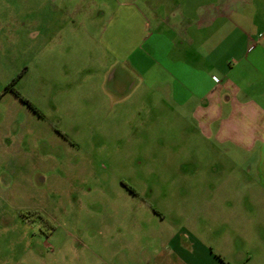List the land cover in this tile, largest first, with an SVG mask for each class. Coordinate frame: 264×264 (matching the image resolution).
<instances>
[{"label": "rangeland", "instance_id": "rangeland-1", "mask_svg": "<svg viewBox=\"0 0 264 264\" xmlns=\"http://www.w3.org/2000/svg\"><path fill=\"white\" fill-rule=\"evenodd\" d=\"M93 1L84 7L104 12L88 22L61 3L0 0V264H155L172 216L185 224L187 208L205 202L189 191L206 166L185 173L179 163L224 156L159 100L154 52L141 48L155 23L126 0ZM113 69L125 80L120 99ZM191 174L179 188L165 178ZM246 215L238 249L254 262L264 245L241 229Z\"/></svg>", "mask_w": 264, "mask_h": 264}, {"label": "crops", "instance_id": "crops-1", "mask_svg": "<svg viewBox=\"0 0 264 264\" xmlns=\"http://www.w3.org/2000/svg\"><path fill=\"white\" fill-rule=\"evenodd\" d=\"M49 1L61 3L64 15L88 22L104 12L84 7L83 2L90 6L93 0ZM122 5L134 6L145 24L155 23L153 32L143 33L141 48L154 52L159 100L169 101L207 140L205 149L224 152L221 158L208 153L201 161L179 163L185 173L200 162L206 166L202 180H196L201 188L189 191L205 202L187 208L185 224L172 216L155 264H264V254L254 263L252 250L238 249L242 213L248 215L241 229L247 236L254 229L264 245V0H126ZM109 15L119 16L114 11ZM154 35V42L147 44ZM109 79L111 92L123 98L122 72L113 69ZM173 177L165 178L179 183L178 188L196 179L192 181V174L182 180ZM212 197L220 200L216 203ZM177 210L172 208L170 214H179ZM153 212L161 220L166 217L155 207Z\"/></svg>", "mask_w": 264, "mask_h": 264}, {"label": "trees", "instance_id": "trees-1", "mask_svg": "<svg viewBox=\"0 0 264 264\" xmlns=\"http://www.w3.org/2000/svg\"><path fill=\"white\" fill-rule=\"evenodd\" d=\"M13 82H14V80L12 81V83H10L8 86H7V88H11L12 86V84H13ZM13 88V87H12ZM14 89V91L16 92V90H15V88H13ZM30 104V103H29Z\"/></svg>", "mask_w": 264, "mask_h": 264}]
</instances>
